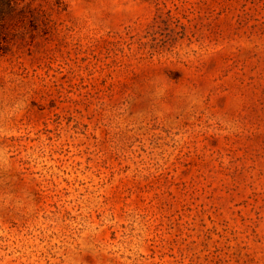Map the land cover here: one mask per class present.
<instances>
[{"label": "rangeland", "instance_id": "374dc122", "mask_svg": "<svg viewBox=\"0 0 264 264\" xmlns=\"http://www.w3.org/2000/svg\"><path fill=\"white\" fill-rule=\"evenodd\" d=\"M0 264H264V0L8 9Z\"/></svg>", "mask_w": 264, "mask_h": 264}, {"label": "trees", "instance_id": "16d2710c", "mask_svg": "<svg viewBox=\"0 0 264 264\" xmlns=\"http://www.w3.org/2000/svg\"><path fill=\"white\" fill-rule=\"evenodd\" d=\"M18 3V0H0V27L2 19L4 18L5 14L7 13L8 9L14 8L15 4Z\"/></svg>", "mask_w": 264, "mask_h": 264}]
</instances>
